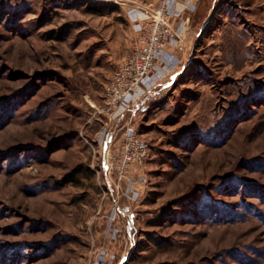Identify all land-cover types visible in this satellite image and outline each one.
I'll use <instances>...</instances> for the list:
<instances>
[{"label": "rangeland", "instance_id": "374dc122", "mask_svg": "<svg viewBox=\"0 0 264 264\" xmlns=\"http://www.w3.org/2000/svg\"><path fill=\"white\" fill-rule=\"evenodd\" d=\"M125 2L0 0V264H264V0L187 10L180 66L110 120L129 9L156 0ZM128 126L136 202L111 167Z\"/></svg>", "mask_w": 264, "mask_h": 264}, {"label": "built area", "instance_id": "2783aa9c", "mask_svg": "<svg viewBox=\"0 0 264 264\" xmlns=\"http://www.w3.org/2000/svg\"><path fill=\"white\" fill-rule=\"evenodd\" d=\"M125 5V0H112ZM200 0H156L145 7L130 5L128 12L137 32L132 54L122 60L106 88L105 111L117 119L135 108L162 80L175 72L182 62L178 54L186 50V34L190 21L185 19L187 10L196 9ZM106 132L102 136L104 142ZM148 157V144L132 127L124 131L119 152L111 167L118 175V182L125 184L124 196L136 202L142 196L147 179L142 167ZM117 218L113 211L112 221ZM117 228L110 230V238L117 239ZM115 255L105 251L94 264H114Z\"/></svg>", "mask_w": 264, "mask_h": 264}, {"label": "crops", "instance_id": "0c3cea01", "mask_svg": "<svg viewBox=\"0 0 264 264\" xmlns=\"http://www.w3.org/2000/svg\"><path fill=\"white\" fill-rule=\"evenodd\" d=\"M198 7V6H197ZM182 56V55H181ZM181 56H179V57H181ZM182 58V57H181ZM175 72H173L171 75H173Z\"/></svg>", "mask_w": 264, "mask_h": 264}]
</instances>
